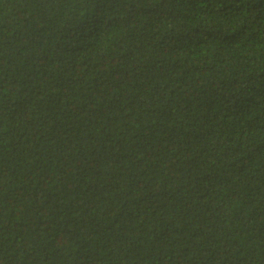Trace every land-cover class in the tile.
Wrapping results in <instances>:
<instances>
[{
    "label": "trees",
    "instance_id": "obj_1",
    "mask_svg": "<svg viewBox=\"0 0 264 264\" xmlns=\"http://www.w3.org/2000/svg\"><path fill=\"white\" fill-rule=\"evenodd\" d=\"M0 264H264V0H0Z\"/></svg>",
    "mask_w": 264,
    "mask_h": 264
}]
</instances>
